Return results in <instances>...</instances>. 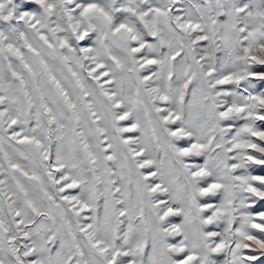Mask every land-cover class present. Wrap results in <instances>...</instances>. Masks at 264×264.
<instances>
[{"label":"snow or ice","instance_id":"snow-or-ice-1","mask_svg":"<svg viewBox=\"0 0 264 264\" xmlns=\"http://www.w3.org/2000/svg\"><path fill=\"white\" fill-rule=\"evenodd\" d=\"M0 264H264V0H0Z\"/></svg>","mask_w":264,"mask_h":264}]
</instances>
